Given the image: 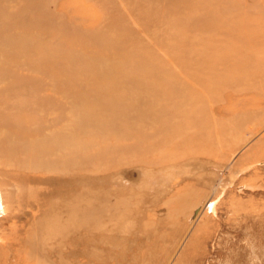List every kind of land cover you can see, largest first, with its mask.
<instances>
[{"label":"rangeland","instance_id":"rangeland-1","mask_svg":"<svg viewBox=\"0 0 264 264\" xmlns=\"http://www.w3.org/2000/svg\"><path fill=\"white\" fill-rule=\"evenodd\" d=\"M116 63L133 70L127 82L109 76ZM87 66L121 96L176 93L169 108L190 114L173 122L199 124L154 152L151 171L104 166L115 124L82 105L105 86L83 85ZM58 116L83 123L73 141L91 161L41 170L0 157V264H264V0H0V142L22 144L14 126L61 131Z\"/></svg>","mask_w":264,"mask_h":264},{"label":"bare ground","instance_id":"bare-ground-1","mask_svg":"<svg viewBox=\"0 0 264 264\" xmlns=\"http://www.w3.org/2000/svg\"><path fill=\"white\" fill-rule=\"evenodd\" d=\"M117 65L118 66L112 67V69L109 71L108 73L109 76L111 77L116 74V75H119V77L120 76L124 77L123 81L127 82L128 76L126 75V71L128 72L131 70L132 72L133 70L125 69L124 67H121L119 64ZM101 71L102 69L90 68V66L82 68L81 75L84 77V79L82 80L83 85L85 84L86 86H89L92 80H94L91 78L92 76L98 75L95 78H101L102 77ZM122 72H125V73H122ZM131 72H128V73H131ZM112 81L113 79L110 80L108 76L106 77V79L101 78V82H103V85L105 86L100 87V89H96L95 87L92 86L89 89L92 92H88L89 95L82 99L83 101L82 105L84 107H88L91 110L90 115H93L94 118H96L94 120L101 119L103 121L105 118L108 117L107 120L115 124V129H113V131L111 130L110 136L112 137L109 138L110 140H112V142L110 144H107L104 147V151H103L104 153H102L99 159L100 163L102 162L104 166L114 168L117 170L118 168L120 169V167L125 164H129L133 167L145 166V168H148V169L153 168L154 166L161 165L163 162L162 156L155 155L154 152H156L160 148L168 147L170 143H172V139H171L172 135L180 134L182 133V131L187 130L189 127L199 124V119L196 118L195 120L197 121L192 120L190 123L186 125H182L180 122L179 123L173 122L174 118L184 119L190 113H189V110L188 111L181 110L179 108L180 104H177L176 106L169 108V102L171 100V94L173 92L169 91L168 89H164V87L154 88L153 86H150V87H145V88L143 87L144 89L143 90L141 89V91H138L135 89L131 91L127 90L125 95L131 92L130 95H132L133 97L135 96V99L134 101H126L125 98H123L125 95L121 96L118 90L113 88L116 86V83H114L113 85ZM160 82H162V80H160ZM205 86L200 85V87H202V90L203 88H205ZM193 92L197 94V99L199 100L201 99L203 101L204 98L199 92V89L195 88ZM173 94L174 96H178L176 93H173ZM113 109H116V110H113ZM45 118H46L45 116L42 117V119H45ZM53 119L57 120L55 121L53 126L58 125L57 127L61 131L57 132L56 130L54 131L50 130L47 132L46 130L50 128H48L47 125L45 126L44 122H41L42 128L33 129V132L29 129L23 131L22 128L18 126H14L13 130H10V131L12 132V134L13 132L15 134L16 133L18 134L19 139H22V141L20 142L22 144H18L17 139H12L10 136L5 135L6 140H3L0 142V157L5 158L7 160L12 159L14 160L12 162L15 163V165L22 167V168H29V169L36 168V169H41V170H51V169L64 168V166L68 167L69 169H72V168L81 169V167H86V164L90 163L91 161L89 160V158H85L83 156L85 155L83 154V151L85 149L86 142L78 143L76 141H73V139L76 136L79 137L81 133L84 132L83 123L82 122L78 123L74 127H71V125L69 124L66 126H59L60 123L66 119H63L62 116L53 117ZM25 139H26V144L24 143ZM28 139H30L29 142H28ZM56 150L65 151L66 152L65 157L64 158L56 157L55 159L52 158L51 160L46 158L47 152H54ZM23 153L27 154L26 157L18 159L17 155L23 154ZM200 164H202V162ZM227 165H226V168L228 167ZM145 168H144V171H145ZM151 170L152 169H150L149 171ZM189 176H192V175H189ZM133 178L134 177H132V179ZM205 205L206 204L204 203V205L202 206H205ZM188 208L190 207L188 206ZM77 212H78V209H77ZM77 212H74V213H77ZM3 213H5V206L2 201L1 194H0V215H2ZM68 220H71V219H68ZM80 249L81 248H79V250ZM84 250H86V248ZM95 250L97 249L95 248Z\"/></svg>","mask_w":264,"mask_h":264}]
</instances>
